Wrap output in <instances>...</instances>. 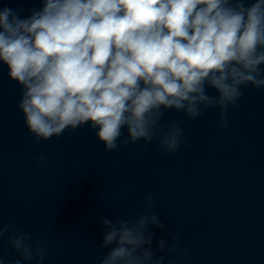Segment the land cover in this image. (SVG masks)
Segmentation results:
<instances>
[{
  "label": "clouds",
  "instance_id": "obj_1",
  "mask_svg": "<svg viewBox=\"0 0 264 264\" xmlns=\"http://www.w3.org/2000/svg\"><path fill=\"white\" fill-rule=\"evenodd\" d=\"M27 12V15H23ZM0 64L20 86L16 104L35 143L88 126L103 151L143 142L162 154L182 146V120L217 112L222 136L245 90H264V0H39L0 8ZM214 94H212V92ZM46 155L37 158L39 166ZM104 216L99 264H174L181 233L156 211ZM153 229L164 230L157 238ZM0 264H44L55 242L14 222L0 225ZM155 242V243H154Z\"/></svg>",
  "mask_w": 264,
  "mask_h": 264
},
{
  "label": "water",
  "instance_id": "obj_2",
  "mask_svg": "<svg viewBox=\"0 0 264 264\" xmlns=\"http://www.w3.org/2000/svg\"><path fill=\"white\" fill-rule=\"evenodd\" d=\"M3 6L27 9L39 0ZM20 95L0 64V225L14 222L55 242L44 264H99L107 251L99 249L101 218L138 217L149 192L188 251L174 264H264V90H245L222 136L214 110L198 120L169 111L165 121L182 120L185 130L174 154L155 144L144 152L142 141L106 153L87 125L35 143L16 108ZM153 231L159 238L164 230ZM4 250L11 251L0 241Z\"/></svg>",
  "mask_w": 264,
  "mask_h": 264
}]
</instances>
